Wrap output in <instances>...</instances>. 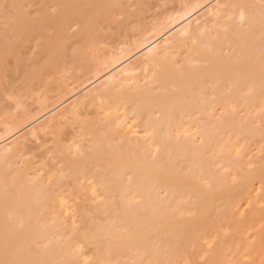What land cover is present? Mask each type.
<instances>
[{
    "label": "bare ground",
    "instance_id": "bare-ground-1",
    "mask_svg": "<svg viewBox=\"0 0 264 264\" xmlns=\"http://www.w3.org/2000/svg\"><path fill=\"white\" fill-rule=\"evenodd\" d=\"M112 41L86 38L89 64L72 83L5 93L15 110L1 105L0 264L195 263L247 188L264 187V157L245 171L236 146L264 141V0H177Z\"/></svg>",
    "mask_w": 264,
    "mask_h": 264
},
{
    "label": "rangeland",
    "instance_id": "rangeland-1",
    "mask_svg": "<svg viewBox=\"0 0 264 264\" xmlns=\"http://www.w3.org/2000/svg\"><path fill=\"white\" fill-rule=\"evenodd\" d=\"M41 2H45L46 11H41L39 1L3 2L0 14V55L7 56V64L3 69L4 75L0 78V118L4 116L1 105L8 113L15 110L13 101L5 95L6 92L25 93L27 84L33 83L35 94L39 95L51 88L56 81L74 82V74L89 64V49L85 40L94 31H98L105 42L114 38V44L119 37L137 36L157 14L175 9L177 4V0H119L116 4L115 0H82L79 6L74 5L73 0ZM87 15L91 18L86 29L81 30L78 21ZM61 16L64 29L59 30L58 20ZM26 17L32 19L30 29L19 25L21 19ZM51 41L61 43L55 53ZM16 43L18 44L15 45ZM103 46H107L106 43ZM12 55L18 61L16 64ZM78 55L81 57L77 58ZM53 56L54 64L38 77L37 71L43 62ZM21 101L31 102L25 95H22ZM43 118L38 119L39 122ZM35 122L39 123L37 120ZM136 124L140 126L141 122L138 120ZM257 127L264 131V117L257 122ZM10 140L7 139L5 143ZM236 146L245 171L262 163L264 141L244 138L236 142ZM45 148L36 149V152L40 153ZM48 155L38 160H45ZM51 169V164H48L47 173ZM241 177V171L232 176L235 180ZM253 182L257 184L256 181ZM256 192L260 193L261 198L255 196ZM247 193L250 195L249 203L237 204L228 212L211 238V250L205 251L197 262L190 264H264V251L255 248L257 245L264 248V187L251 186L247 188ZM236 226L240 236L233 234Z\"/></svg>",
    "mask_w": 264,
    "mask_h": 264
}]
</instances>
